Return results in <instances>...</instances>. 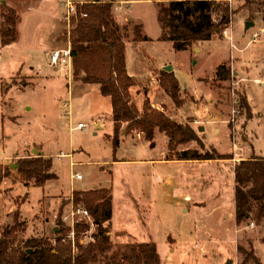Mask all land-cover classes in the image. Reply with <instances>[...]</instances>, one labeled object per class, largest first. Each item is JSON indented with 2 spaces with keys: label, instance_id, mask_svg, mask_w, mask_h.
Here are the masks:
<instances>
[{
  "label": "rangeland",
  "instance_id": "rangeland-1",
  "mask_svg": "<svg viewBox=\"0 0 264 264\" xmlns=\"http://www.w3.org/2000/svg\"><path fill=\"white\" fill-rule=\"evenodd\" d=\"M5 1L13 8L15 7L20 16L17 24L19 34L17 41L3 46L0 36V138H2L0 140V155L2 156L0 165L2 167L6 165L7 168L9 162L17 164V168L10 166L6 175H13L18 181L14 179V183L9 184L14 185H6L4 189L8 199L5 207H3L5 200L0 202V236L5 226L12 227L17 223L19 228L13 234L17 241L29 240L32 237H47L54 246L57 245L56 238L62 236V233L58 235L60 229L57 224L59 211L63 208V204L62 222L70 224V221H64V217L72 211L69 207L70 203L68 204V199L71 197L68 193L71 192L72 172L82 176V180L75 181V188L78 189L75 191L92 189L94 185L99 184L107 185V181H112L107 173H98V169L93 164L78 165L72 171L70 156L55 154H67L76 150L74 155L76 161L83 160L80 158V156L83 157L79 154L82 153L80 150L83 149L84 152L90 153L93 146L91 142L100 143L103 133H100L98 137L93 135V129L96 126L90 120L89 115L84 113V108L93 105V101L88 104L78 101L77 98L83 95L78 96L76 92L74 97L76 110L70 120L67 114L70 108H62L66 101L70 103L69 93L70 90L72 92L74 82L81 80L73 77L72 82L65 70L52 69L48 66L49 57L46 49L53 45V39L46 34L47 32H39L40 27L42 25L48 27V23L38 10L31 8V6L38 5L41 0ZM54 1L61 5L64 2V0ZM78 1L82 0L69 1L76 6V11L70 16L69 21L66 20L69 27L67 26L65 34L60 36L61 43L57 44V47L67 45L66 42L70 38L68 31L77 12V4L83 3ZM97 1L90 2L89 5H96ZM246 1L228 0L235 15L224 30L229 28L232 31L234 47L230 42V36L224 34L223 36L217 35L210 42H203L204 47L209 49V53L211 52V56L209 58L206 56L200 65L197 63L193 65L197 57L202 54L199 53V49L194 53L193 47L196 44L190 48L194 59L189 60V53L177 51L172 41L163 39V29L158 15L161 0H117L112 8V14L114 27L118 28L121 33L128 32L124 42L129 74L142 80L150 78L152 83H149V86L153 88L152 85L158 76L154 74L159 73L163 65L176 62L180 68L181 86L183 84L188 91L205 96V100L209 102L205 103L201 99L202 102L199 105L190 103L183 105L187 100L194 101L195 95L192 96L190 92H186V95L182 93L186 98H182L183 106L178 109L175 116H178L180 120L193 116L203 121L207 127L205 141L208 146H213L221 153H226L232 151V146L237 148L235 144H239L241 149L237 151V155L241 158L243 155L246 158H252L264 157V0H249L246 4L248 7L245 6ZM166 2L167 0H164V3ZM44 3H46L45 0ZM68 10L67 6V12ZM63 12L66 16L68 15L66 11ZM214 19L218 21L217 16ZM0 20L3 22L5 17L0 16ZM246 21L253 24L245 29ZM137 26L142 28V34L147 37V40H134L133 32ZM260 31L262 34H256ZM199 47H202V43ZM219 59L225 61L226 64H229L230 60L236 62L237 71L244 81H241L240 76L235 79V74L230 69L232 73L230 80L235 79V84H230L235 89L234 100L237 101H234L237 108L235 116L232 113L234 105L230 90L222 91L214 80L207 83L203 81V84H198V80H192V77L200 72L206 76L212 73V66ZM244 85H246L247 96L253 107L251 108L253 117L250 120L247 118V110L238 106L239 98L236 96V94L242 96L245 94ZM151 87H149L150 90ZM73 90L76 88L74 87ZM83 90L97 91L100 94L98 84H91L80 89V91ZM137 90L138 88L131 93V96L132 101L138 107L137 98H142L143 94H138ZM97 92L89 94L93 96L94 101L97 100V96L101 97V94L98 95ZM158 93L155 86L150 97L157 100ZM216 93L219 94L218 100L214 96ZM182 94L180 92L181 97ZM211 99L215 100L214 104L210 102ZM74 103L71 104V108L74 107ZM95 103L99 109L104 112L108 111L109 108L105 103L100 101H95ZM141 103L143 110L144 104ZM164 110L169 114L166 109ZM211 115L221 122L230 120L229 128L223 124V130L217 133L215 127L213 128L210 124L212 123ZM80 121L87 124L85 129L77 127ZM192 121L191 118L187 120L189 123ZM227 129L231 132L230 135L227 134ZM106 133L111 134L108 138L110 140L114 129L112 131L108 128ZM25 142L33 145L26 149ZM112 143V140L109 141V145ZM191 145H194V148L199 147L196 142L188 144V146ZM43 146L54 154L48 176H53V179L58 176L54 185L59 193L52 198L48 195L54 192L45 186L49 180L39 186L35 177L27 180L18 171L20 161L25 158H39L41 155V153L40 155L34 154L32 148L40 150L44 148ZM183 147L185 146L180 149ZM121 148V157L131 160L155 159L161 157L163 152L161 141L158 142L157 148H151L148 141H145L143 145L122 146ZM15 152L20 154H15ZM41 158L49 160L44 156ZM198 166L208 167L210 170L206 172L207 177L203 183L207 182V184L203 187L200 186L201 183H195V180L191 182L192 180L188 178L190 184L184 183L179 186L176 182H156L155 176L150 172L143 177V172L138 168L128 167V174L123 169H119L115 175H121V179L117 177L113 189L114 219L105 223L106 226L110 224L108 235L113 244L116 247H123L129 243L157 242L161 250L162 264H228L229 260H232L233 264H239L243 256L239 253L238 246L242 244L248 249V242L252 241L254 248L256 247V254L264 262V245L261 241L264 236V223L248 219L237 224L235 220V179L226 172L227 178L223 186L221 185L223 165L203 162L201 165H196ZM193 172L188 175L189 178L199 174L196 169ZM144 186H155L156 188H150L139 199L137 194L145 191ZM101 188L104 187H97V189ZM185 188L187 191L182 193L181 189ZM129 190L141 207L138 215L136 210L133 213L130 208L126 210L125 203L130 198ZM0 191L2 193L1 184ZM60 191L67 193L61 194ZM189 201H193L194 205L186 206L185 211L180 209L176 217L174 208L182 207ZM145 205L151 207L143 211L142 208ZM96 232L97 228L90 230L87 235L82 233L81 239L88 236L84 242L87 244L90 241L89 236Z\"/></svg>",
  "mask_w": 264,
  "mask_h": 264
},
{
  "label": "trees",
  "instance_id": "trees-1",
  "mask_svg": "<svg viewBox=\"0 0 264 264\" xmlns=\"http://www.w3.org/2000/svg\"><path fill=\"white\" fill-rule=\"evenodd\" d=\"M94 1L86 0L77 4V12L68 31L72 50V74L86 84H99L101 94L111 98L113 149L118 148L120 133L126 124L129 130H140L152 147L155 146L156 131L166 133L171 156L178 160L232 159V155L221 154L213 147L207 148L203 138L190 123H181L151 104L148 96L150 80L132 76L127 69L124 39L128 32L121 33L112 25V8L116 0H98L96 5H89ZM247 3L249 0L245 3L246 7ZM158 12L163 39L172 41L177 51L188 50L194 44L211 40L217 35L223 36L224 28L235 15L228 0H167L166 3L161 0ZM0 16L5 17L3 22L0 20L1 44L8 46L18 39V11L2 0ZM215 16L218 21H215ZM141 27H135L134 40H147ZM160 74V87L177 107H181L183 99L180 96V80L171 71L162 70ZM231 76L230 69L224 66L220 68L219 78L230 80ZM135 88L145 94L142 111L132 101L131 90ZM236 96L239 98L238 106L245 108L247 118L252 119L253 111L246 95ZM192 142H196L202 151L179 150ZM51 166V159L25 158L20 161L19 171L27 180L35 177L37 185L41 186L53 178L48 176ZM1 167L2 165L0 184L10 170V166L2 167L3 169ZM234 173L237 224L248 219L264 223V157L241 160L236 164ZM69 203L76 209L88 210L92 216L97 227L94 241L87 244L81 242V234L90 228L84 220L77 221L75 227L78 252H73L70 240L63 241L70 229L62 222L63 204L57 224L60 229L58 235L62 233V236L56 238L57 245L53 246L47 237L17 241L13 234L17 232L19 225H7L0 236V264H162L158 246L153 241L129 243L123 247L113 244L108 235L110 224L105 225L113 214V196L110 189L74 191ZM261 241L264 245V236ZM248 244V249L242 244L238 246V251L243 256L239 264H264L256 254L253 242L249 241Z\"/></svg>",
  "mask_w": 264,
  "mask_h": 264
},
{
  "label": "crops",
  "instance_id": "crops-1",
  "mask_svg": "<svg viewBox=\"0 0 264 264\" xmlns=\"http://www.w3.org/2000/svg\"><path fill=\"white\" fill-rule=\"evenodd\" d=\"M69 1L70 0H68V1L64 0L63 4L61 5V3L57 2V1H54V0H45L46 3H44V0H41L38 3V5L31 6V8L34 7L36 10H38L40 15L42 17H44V19L48 23L47 24L48 27H45V25H42L40 27V29H39V32L40 31L47 32L46 34H49L50 38L53 39V45L49 46V48L46 49L47 56L49 57L48 66L50 68H52V69L60 68V69L65 70L66 74H68L69 79L73 82L72 71H69L66 67H63L62 65L53 66L51 64V61H50V53L53 50L66 48L69 44H71L70 38H69V40H67V42H66L67 45L65 47H57L61 43L60 36L65 34V31L67 30V26H68V24L66 22L67 16H66V14L63 11L67 12V6L70 3ZM85 1L86 0H84V1L82 0V1H78V2H85ZM121 1H123V0H121ZM128 1H130V0H128ZM78 2H76V3H78ZM116 2H117V0H116ZM63 9H65V10H63ZM246 28L247 27H245V29ZM256 33H258V32H256ZM231 34H232V31H231ZM231 36H232V40H233L234 39L233 38V34ZM68 37H69V35H68ZM215 37L216 36H214L211 40H208V41H201V42L196 43V45L193 47L194 53H195V51L197 49H199L200 50L199 53H202V54H201V56L197 57V61L193 65H195L196 63L198 65H200L201 61L206 56H207V58H209L211 56L210 55L211 52L209 53V49H206L204 47L205 44L203 42H210V41L214 40ZM232 40H230V42H231L232 46L234 47V43H232ZM201 43H202V47H199ZM184 52L189 53L188 54L189 55V60L194 59V56L192 55V52H191L190 48L188 50H185ZM206 54H208V55H206ZM213 56L215 57V55H213ZM229 62H230L229 64H226L225 61H223L222 59H219L216 62H214V64H213L212 73H208L207 76H206L202 72H200L199 74H196V76L192 77V80L193 81L194 80H198V84H200V83L203 84V81H206V83H207V82H212V80H214V81H216V85L220 89H222V91H225V90L229 91L230 90L232 95H233V105H234V107H233L232 113H233V116H234V111L236 110L235 102H234L235 101L234 100V98H235V89H234V87H231L230 84H235V79H236V77L240 76V74H239V71H237V65L238 64L236 65V62H232L231 60ZM167 66H172V71L171 72H173L177 76V78L180 80V83L182 82L181 76L179 74V69L180 68L177 66L176 62H171V63H167V64L163 65L161 67V69L159 70V73L154 74V75L158 74V76L156 77V82H154L153 85H152L153 88L156 86V88L159 91V93L157 95V100H154L153 98L150 97V94L152 93L153 88L151 86H149V87H151V90H149L148 96L150 98V101L152 102V105L155 108H157V109H162V110L166 109L167 112L170 114V116L172 118L177 119L181 123H189V122H187V120L189 118L193 119V121L190 123L191 126L197 131V133H199V136L203 138V141L205 142V145H206L207 148L213 147V146H208L206 141H205V134H206V131H207L206 130L207 127L203 124V121H201L199 118H196V117H193V116H189V117L187 116V117L183 118L182 120H180V118L178 116H175L178 113V109L180 107H177L175 105L174 101L170 97H168L166 95L164 90L159 85L160 75H161L160 72L163 69H165V67H167ZM222 66L233 70V72L235 74V77H234L235 79L234 78H233L234 80L232 79L233 81H231V80H223V79L219 78V71H220V68ZM131 75L135 76L133 74H131ZM148 79H150V78H148ZM259 80L260 79H258V81ZM241 81H243L242 77H241ZM74 83L75 84L72 85V87H73V89L75 87L76 90L72 89V92L70 90V93H69V97L71 98L70 104L74 103V97L76 95V92H78V96L83 95V96H80V97L77 98L78 101L84 102L85 104H88L91 101H93V105H90L89 107H85L84 108V113L86 115H89L90 120L93 122L94 126H96V128L93 129V135L98 137L100 135V133H103V139L100 141V143L94 142V141L91 142V143H93V146L91 148V152L90 153L84 152L83 149L80 150V152H82V153H79V154L83 155V157L80 156V158L83 159V160H77L76 161L75 156H74L76 150L72 151L70 153H67V154L61 153V154H55V155H58V156L69 155L70 158H71L70 166H71L72 171H74L75 168L78 165H87L88 166V165H92L93 164L98 169V171H97L98 173H107L109 175L108 178L111 179L112 181H110V180L107 181V183H106L107 185L99 184V185H94L93 188H92V189H96L97 187L102 186V187L110 189L112 191V196H113V214H112V218L109 221H113V219H114V213H115V206H114L115 204L114 203L115 202H114V190L113 189L115 187L114 184H115V180L117 179V177L119 176L120 179H121V175H115V174H117L119 169H123L125 171V173L128 174V169H127L128 167L138 168V169H141V171L143 172V177L147 173L150 172L152 175L155 176L156 182H159V183H161V182H165V183H167V182H170V183L176 182V184L180 186V185H182L184 183H189L190 180H192L191 182H193V180H195V183L196 182L199 183V184L201 183L200 186L203 187V186H206V184H207V182L203 183V180H205V178L207 177V173L206 172H208L207 170H209V169H208V167H202V166L196 167V165H201L203 162L216 163L217 165H223V167H221V170H222V174H221V181L222 182H221V185L224 186L225 180L227 178L226 172H228L229 175L232 176L235 179L234 170H235L236 164L238 162H240L241 160L250 159V158H246L245 155H243V158H241V156H238L237 155V151H239V149H241V146L239 144L238 145L235 144L236 147L237 146L238 147L234 148L232 146V151L231 152H226V153H221L217 148L213 147V148L217 149L221 154L232 155V157H233L232 159H228V160L224 159V160H217V161H209V160H178L175 157L171 156V151L168 148V144H169L168 136L166 135V133H163V132H161L159 130H157L156 134H155V146L154 147H152L151 145L150 146H151V148H157L158 147V142L161 141L162 144H163V152L161 154L162 155L161 157L155 158V159H148V160H145V159L131 160L129 158L121 157V155H120L121 153L120 152L122 150V148H121L122 146L132 147V146L143 145L144 142L147 141L145 139L144 135L142 134L141 131H139L137 129L129 130L126 127V124H124L123 129H122V133H121L122 136L120 135V144H119L118 148L116 150H114L113 149V143H112V145H109V141L112 140V142H113V136H112V138L110 140H108V138H110L111 134L106 133V130H108V128H111L112 131L114 129V121H113V116H112L113 105H112L111 98L101 94L100 85L99 84H98L99 85V91H100L101 95L97 91H90V92H87V91H84V90L80 91L81 88H86V86H90L91 84H85V83H82L81 81L80 82H74ZM151 83H152V81H151ZM135 89L131 90V93L133 91H135ZM137 91H138V94H142L143 93V92H140V90H137ZM93 92H97L98 95L101 96V97L97 96V100H95V101H100L101 103H105L107 105V107L109 108L107 112H104L102 109H99L98 106L96 107V103L93 100V96L89 95V94H93ZM186 92H190L192 96H193V94L195 95L194 96V101L193 100H190V101L187 100L183 105H185L186 103L199 105L202 102V100L205 103L209 102V101L205 100V96H200L198 94L196 95L195 93H193L191 91H188L182 84V86H181V94L184 93L186 95ZM244 93H245V95H246V97L248 99L249 105L253 109V107H252V105H251V103L249 101V98L247 96L246 85H244ZM185 95L182 94V98H186ZM214 96H215V98L217 100L219 99V94L216 93ZM104 99L108 100V101H105ZM66 102L62 105V108H66L65 107ZM141 102H143V104H144V102H145V94H143L142 98H140V99L137 98V104H138V107L140 108V110H142L141 109L142 108V106H141L142 103ZM210 102L214 104L215 100L211 99ZM60 107H61V105H60ZM75 110H76V108H75V103H74V107L72 106V108H71L72 117L75 114ZM68 116H69V114H68ZM69 120H70V117H69ZM210 121L212 122L210 124L213 125V128L215 127L214 129L217 131V133H219V132H221V130H223V128H224L223 124H226L227 127L229 128L230 122H231L230 120H226V122H221V120H218V118H216V117L214 118L213 115L210 116ZM106 122H108V124H106ZM79 123H83V122L80 121ZM85 125L87 127V124H85ZM136 131H139V132L136 133ZM227 134H229V135L231 134L229 129H227ZM1 139L2 138H0V140ZM32 145L33 144H29V143H26V142L24 143V147L26 149H29ZM187 149H198V150H200L199 147L194 148V145H191V146L187 145V146L181 148L180 150L183 151V150H187ZM34 151H38V153H39L38 155H40V153H41V155L39 157L44 156L45 158L52 159V157L54 156L53 152L49 151L45 147L43 149L41 148L40 150L34 149V147H33L32 148V152L34 153ZM73 152H74V154H73ZM107 152H108V155H107ZM15 154H20V153L19 152H15ZM0 157H2V156L0 155ZM5 158H7V157H5ZM7 166H11L12 168H17L18 167L17 164H13L11 162H9ZM195 169L199 172V174L198 175H194L193 178H189L188 175H190L191 173H194L193 170H195ZM79 176H81V175H79ZM57 177L55 176L54 179L52 178V180L51 181L49 180L46 183V185H45V186H48V190L50 189L51 191L54 192V194L48 195V196H50L49 198H52L53 196H56L59 193V192H57L58 188L54 185V181H56ZM71 177H72V179H71V192L68 193V194H71V196H72L73 192L75 190H78V189L75 188L76 187L75 186V181L78 179V175L72 172V176ZM187 178L190 179V180H187ZM14 179H16V181H18L17 178H14L13 175H5L4 180H3L2 184H1L2 193L0 191V193H1L0 202L2 203V200L3 199L5 200L4 201L5 203L3 204V207H5L7 205V199H8V196H6V193L4 191L5 186L6 185L13 186L14 184H11V185H9V184L11 182L14 183L13 182ZM78 180H82V176ZM143 188H145V191H143V193H141V194H137L139 196V199H140V197L142 195L144 196L150 188H156V187L155 186H153V187L144 186ZM143 188H141V189H143ZM92 189H86V190L82 189L80 191H88V190H92ZM184 191H187V189L186 188L185 189H181L182 193ZM60 192H61V194L67 193V192H64V191H60ZM129 195H130V198L127 199L126 203H125V206L127 207L126 210H128L130 208L131 213H133L134 210H136V214L138 215V212L141 211V207L137 204L136 198H135L134 194L131 192V190H129ZM72 205L73 204L70 203L69 207L72 208ZM188 205H194L193 201L187 202V204L183 205L182 207L174 208V212L176 214V217H177V214H178L179 210L182 209L183 211H185L187 209L185 207L188 206ZM202 205H200V206H202ZM147 207H151V206L150 205L143 206V208H142L143 211L146 210ZM235 220H236V214H235ZM158 252H159L160 257H161V250H160L159 246H158ZM161 260H162V258H161Z\"/></svg>",
  "mask_w": 264,
  "mask_h": 264
},
{
  "label": "built area",
  "instance_id": "built-area-1",
  "mask_svg": "<svg viewBox=\"0 0 264 264\" xmlns=\"http://www.w3.org/2000/svg\"><path fill=\"white\" fill-rule=\"evenodd\" d=\"M68 8H69V10L67 12V14H68L67 15V21H69L70 20V16L73 13H75L76 6L70 2L68 4ZM261 32L262 31H260V32H258L256 34H262ZM223 34L226 35V36H230V40H232V36H231L232 34H231V30L229 28L225 29L223 31ZM50 61H51V64L53 66L62 65L63 67H66L69 71H72V50H71V44H69L66 48L53 50L50 53ZM65 107L70 108L67 113L69 114V116L71 118V114H72L71 104L66 102ZM236 112H237V108L234 111V116H235ZM85 127H86V125L84 123H79L78 124V128L84 129ZM80 178H81V176L78 175V179H80ZM79 220H84L86 223H88L90 225V228L87 229L85 232H83L84 235H87L90 232V230H94V229L97 228L96 224H95L92 216L88 212V210H85V209H82V208L76 209L72 205V211L70 212V214L68 216L64 217V221H70V224H68L70 229L65 234L66 237L63 239V241L70 240L72 242V244H73V252L74 253L78 252V247L76 245V234H77V232H76L75 227H76L77 221H79ZM252 226H253V224H252ZM87 238H88V236H85V238L81 239V242L84 243L87 240ZM89 239H90L89 242L95 240L94 233H92L89 236Z\"/></svg>",
  "mask_w": 264,
  "mask_h": 264
},
{
  "label": "water",
  "instance_id": "water-1",
  "mask_svg": "<svg viewBox=\"0 0 264 264\" xmlns=\"http://www.w3.org/2000/svg\"><path fill=\"white\" fill-rule=\"evenodd\" d=\"M252 24H253V23H251V22H247L246 27H249V26L252 25ZM165 69H166L167 71H172V66H167V67H165ZM34 154L38 155L39 153H38V151H34ZM228 264H233V263H232V260H229Z\"/></svg>",
  "mask_w": 264,
  "mask_h": 264
}]
</instances>
